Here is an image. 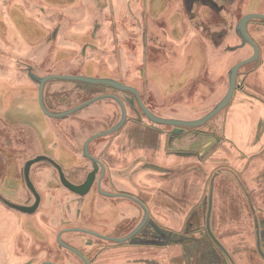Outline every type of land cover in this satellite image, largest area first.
<instances>
[{"label": "rangeland", "instance_id": "obj_1", "mask_svg": "<svg viewBox=\"0 0 264 264\" xmlns=\"http://www.w3.org/2000/svg\"><path fill=\"white\" fill-rule=\"evenodd\" d=\"M41 1L42 3H37L36 0H0V192L8 199L23 204L34 202V197L23 178V168L27 160L39 154H46L61 164L71 181L78 184L84 182L92 170L91 162L83 156L85 141L93 134L111 128L120 120L122 114L115 100L105 99L64 120L48 118L40 108L38 85L28 76L27 65L33 66L43 75L85 74L116 78L137 87L142 92L146 104L157 114L167 117L199 118L223 98L221 92L224 89L221 90L219 84L215 86L217 83L210 84L209 95L193 90V81L200 80L194 77L200 75L199 77L210 78L209 73L202 72L204 64L207 63L203 62L205 51H199L194 61L185 62L181 67L178 65L176 69H164L178 52L173 45L170 47L172 52L168 51L167 46L161 47L164 51L154 48L160 47L158 44H162V41H167L164 31L171 33L170 38H177L182 36L187 28L189 13L186 11V5L183 15L171 9L168 19L165 18L164 22L157 21L166 15V10L170 7L182 10L183 7L181 5L182 8H179L177 0H150L145 1V4L143 1L139 3L138 0L127 1L130 3L127 8L136 19L139 18L140 24H144L145 18L141 12L146 5L151 17L148 24L163 28L162 32L144 31V34L136 19L135 26H132L129 21L132 15L123 16V0H92L95 15L92 14L94 11L89 12V0ZM252 1L264 4L262 0ZM216 2L223 8L220 14L223 19L220 20L218 14L208 11L207 20L203 23H206L207 29L213 24H219L215 38L221 40L230 23L238 22L250 5L247 0H242L239 5H231L224 0ZM198 21L197 17L196 24ZM58 25L60 28L56 27ZM55 28H58L57 38L49 41ZM212 30H216V27ZM226 40V48L234 42L229 37L223 38L222 41ZM215 41L211 39L212 43ZM105 93L115 94L126 102L129 115L127 123L118 132L100 138L90 146L91 152L107 166L102 186L110 192L130 190L135 196L146 200L155 222L160 216L166 217L161 209L167 205L166 196L169 190L165 185H171L170 172L173 170L158 165L157 153L144 150L142 144H133L131 151L123 153V142L126 137H129V141L130 137H133V140L138 137L142 141L145 140L147 145L157 148L160 140H169L173 127L150 123L136 102L132 106L133 97L108 88L52 82L48 85L46 99L53 110L63 111ZM239 95L240 92L237 96ZM230 108L231 106L225 110ZM225 112H221L201 129L214 132L215 137L220 135L217 126L222 125ZM149 133L151 137H148ZM223 147L227 150L225 153H228V146ZM141 151L144 152L140 154ZM199 159L201 161V157ZM261 160L257 158L252 162L256 163L257 172L263 175L264 164L258 162ZM163 162L167 165L166 159L161 163ZM226 162L227 159L222 165H216L208 179L204 173L198 172L197 177L201 180L193 182V200L203 197V202L207 192H213L221 186L222 180L212 182L213 176L221 167L229 166ZM243 164L245 167L246 162ZM223 172L226 170L221 171ZM219 176L220 174L216 178ZM32 180L42 196V204L36 214L25 216L0 203V220H4L0 223V264H42L50 260L57 264H84L77 256L59 248L58 232L69 227L94 226L100 228L102 233L116 231L123 236L135 228L142 217V209L138 204L128 198H105L98 193L96 186L85 197L71 193L61 184L56 169L49 164L34 166ZM259 186L255 195L250 196L255 210L251 208L246 214V221L249 217L252 219L253 215L260 218L264 216L263 182ZM213 194L215 207L212 228L217 236L226 239L237 232L242 224L241 216L233 222L238 212L233 210L232 192ZM225 195L229 218H224L223 221L220 216V207H223L220 199H225ZM224 199L222 201H225ZM208 201L209 199L205 210ZM138 210V218L130 217L138 214ZM190 210L191 208H188L185 212L189 213ZM176 216L181 218L178 214ZM186 218L184 215V219ZM186 220L185 224L183 220L178 222L177 228H167V222L164 226L166 229L183 233L189 224ZM230 220L232 225H228ZM153 225L151 223L147 231L135 238V241L143 242L144 238L149 237ZM63 238L65 242L88 255L90 248L86 245L88 246L90 241L96 245L94 252L101 247L108 249L107 252L117 253L122 245L83 233H67ZM34 240L46 242V251L37 257L32 255L36 254V251H29V246ZM90 257L97 264L98 258L93 257V253H90ZM111 257L115 255L111 254ZM127 258L116 259L114 262L122 264L127 262Z\"/></svg>", "mask_w": 264, "mask_h": 264}, {"label": "water", "instance_id": "obj_2", "mask_svg": "<svg viewBox=\"0 0 264 264\" xmlns=\"http://www.w3.org/2000/svg\"><path fill=\"white\" fill-rule=\"evenodd\" d=\"M92 0H89L90 7L88 8L90 11H94V6L91 3ZM128 1V0H127ZM133 1V0H131ZM192 3L188 7L189 13L188 16V22L191 25V27H194L196 30H198L203 36L208 38L210 41L211 39L213 41L216 40V34H218L219 24H213L210 26V29H207L205 27L207 20L208 11L214 12L218 14V17L221 19L220 14L223 8H221L220 4L217 3L215 0H191ZM128 2L126 0L123 3V6H125L126 10L128 9ZM197 6V8H195ZM41 9V8H40ZM125 9L123 11V16H125ZM130 11V10H129ZM200 11L202 13H200ZM40 15L42 14V10L39 11ZM194 13V14H193ZM95 15V11L92 13ZM122 15V14H121ZM120 15V16H121ZM127 15H132V18L129 19V21L133 24L132 26H135V16L128 12ZM199 18V21L196 24V18ZM137 21V19H136ZM222 22V21H221ZM149 23V22H148ZM146 25L145 31L151 32V33H157L158 29H150L149 25ZM262 24L264 26V13L261 12H250L244 15L239 22L237 23H230V26L226 29L225 36L223 37H229L231 39H234L235 36L239 37L241 42L240 43H232L229 47L226 48V51L230 52L231 54L234 53L237 56V62L230 68L227 79L225 80V84L223 87V91L221 92L222 99L217 102L214 107L204 114L203 116L195 119H183V118H177V117H167L164 115L157 114L155 111H153L145 102L143 98L142 92L135 86L127 84L125 82H122L116 78L112 77H97L92 75H85V74H47L43 75L35 70V68L31 65H27L26 69L28 71V76L31 77V80L34 81L38 85V98H39V105L42 111L45 113V115L48 118L56 119V120H64L72 115H76L83 110H86L88 107H91L95 102L103 99H111L115 100L120 108H121V119L113 125L108 130H104L98 133L93 134L84 143L83 146V156L88 159L92 164V170L87 174L86 179L82 183H75L69 179V177L65 174V171L63 169V166L59 164L55 159L52 157L46 155V154H39L35 156L34 158H31L27 160V162L24 165L23 168V178L27 184L28 189L32 193L34 197L33 203L23 204L14 202L7 197H5L0 192V203L3 204L5 207H8L9 209L16 211L17 213H20L25 216H32L37 213L39 210L41 204H42V196L41 193L38 192L33 180H32V169L34 166L38 164H49L52 167L56 169V171L59 174V179L61 184L69 190L71 193L80 196L85 197L87 196L92 189L96 186L97 191L99 194H101L105 198H114V197H120V198H128L132 202L138 204L140 208L142 209V217L139 219L140 222L137 224L135 228H133L131 231H129L127 234L120 236L121 234H115V235H105L100 234L98 232L89 230L88 228L84 227H69L61 230L57 234V243L59 245L60 249H65L68 253L73 254L74 256H77L84 264H92L87 256L79 250V248L75 247L74 245H71L68 242H65L63 239V236L67 233H83V234H92L98 237H101L105 240H108L115 244H124L127 241L131 240V243L135 244H156L160 246H166V245H173V244H181L182 247L185 249L186 253H190L191 256V262L193 258L196 257V264H233L235 263V260L233 259V256L241 253L253 254L256 256V261H253L254 264H263L264 260V216L263 217H252V219H248L246 221V214H244L242 211L237 209L235 212H238V216L233 218V222L237 221L241 216V222L242 224L238 227L237 232L233 233L231 236H229L226 239H223L221 236H217L215 231L212 228V218H213V211H214V194L213 192H207L206 198L202 202V198L200 200L191 203V210L189 213H186L185 216L187 217V220L189 223H194L190 226L187 225L186 229L183 233H178L177 231L166 229L165 226H162L159 222L160 220L157 218L155 222L152 220V216L149 210V203H147L146 200L141 199L138 196H135L132 193L124 192V191H116V192H110L103 188L102 183L104 180V176L107 172V166L105 163L97 157L95 154L91 152V144L95 142L96 140L109 136L112 133L118 132L119 129H121L125 123H127L128 120V106L127 103L124 102L119 96L115 94H108V95H99L96 97L89 98L78 105L71 107L69 109L63 110V111H56L53 110L48 102H47V95L46 91L48 88L49 83L52 82H71L76 83L80 85L85 86H98V87H108L111 90H119L123 93L129 94L133 99L136 101L137 105L139 106L140 110L142 111L143 116L152 124L157 126H170L173 127V134L167 141L170 143L168 145V148L170 151H175L177 154H189L190 156L196 157L198 160L199 157H201V160L206 161H212L215 159L216 156H223L227 155L225 152L227 151L222 150L221 153H219L216 149V147L212 146L213 144L210 141L214 136L213 132H210L209 130H202V127L207 126V124L212 121L216 116H218L221 112H225L222 125L217 126L219 129H223L224 127V119L226 116V113L228 112L227 109L229 106H231L232 100L235 96V93L239 92L241 85L238 83V79L240 78V75L242 73V69L246 66L249 67L250 64H254L260 60L261 56V48L258 42L250 35V32L248 30L249 24ZM124 24V22H123ZM222 25V24H221ZM234 25H236V28H234ZM60 28V25L56 26ZM214 27H216V30H212ZM259 30H261V27H257ZM54 34L49 38V41L52 39L57 38L58 34V28H55ZM141 31L142 28L140 27ZM210 30V31H209ZM163 31V30H162ZM209 31V32H208ZM222 29L220 30L219 35H221ZM164 34L167 35V32L164 31ZM157 35V34H155ZM160 36V35H159ZM264 36V35H263ZM145 39V38H144ZM222 41V39H221ZM161 46H166V42L162 41V44H158ZM250 48V51L252 49V54L248 58H241L242 54L241 51H243L244 48ZM247 67V68H248ZM215 86H218L216 84ZM135 101L132 102V106L135 104ZM231 109V108H230ZM215 128V129H217ZM179 129V130H177ZM168 135V134H167ZM167 135L165 139L167 140ZM164 139V138H163ZM182 141H188L189 146H178L180 145ZM203 144L204 146L206 144H209L206 147V152L203 153V151L198 150L195 148L196 144ZM224 149V147H223ZM264 148L258 150L254 153H248L247 157L245 159L253 161L257 158L263 157ZM218 164H223V162H218ZM226 164L229 165L228 162ZM229 170L234 172L235 170L231 168L230 166H224L221 167L218 173H215L213 176V181H216V176L221 174V171L223 170ZM208 177V173L206 174V178ZM222 184V183H221ZM225 184V183H223ZM226 192L227 188L225 189ZM225 192V193H226ZM230 192V191H229ZM204 193V192H203ZM202 193V194H203ZM223 196V195H222ZM226 196L225 201H222L220 199L221 206L223 205L222 210L220 211V216L222 219L229 218L227 217V213L229 215V211H227V205H226ZM238 197L240 195L238 194ZM208 201L207 208L205 210V204ZM236 201L235 196H233V202ZM252 209L255 210L254 204L251 202ZM217 208V207H216ZM139 216V210L138 214L135 213V216H130L134 218H138ZM155 219V218H154ZM192 219V220H191ZM191 220V222H190ZM202 220V221H201ZM243 220H245L243 222ZM253 221V224L255 225L254 233L251 234L252 237L261 239L260 242H258L257 245H252L249 242L245 241L248 236H243L245 234L246 229L245 225ZM3 223L4 220H0V223ZM152 224L153 225V232L156 233V240H148V241H135V237L139 236V234L145 233L147 231V228ZM233 224V223H232ZM240 228V229H239ZM241 235V238L238 237V240H241L240 242L236 241L235 239L232 241L231 245H226L224 242L229 243L231 240H228L230 237H237ZM244 241V242H243ZM89 244V243H88ZM230 246V247H229ZM188 255V254H186ZM179 258H181V262H178ZM179 258H176L175 262L179 264H183L184 251L182 253V256ZM190 264V262H188ZM243 263L242 261L240 262ZM42 264H56L54 262L45 261ZM236 264V263H235Z\"/></svg>", "mask_w": 264, "mask_h": 264}, {"label": "crops", "instance_id": "obj_3", "mask_svg": "<svg viewBox=\"0 0 264 264\" xmlns=\"http://www.w3.org/2000/svg\"><path fill=\"white\" fill-rule=\"evenodd\" d=\"M36 1L37 3H42L41 0ZM124 1L125 0H123V3ZM142 1L144 2V4L145 1L150 2V0H138L139 3H141ZM177 1L179 3V8L183 7L182 10H178L176 7H170L166 10V15L162 18H158L157 21L164 22L166 19H168V17L170 16L169 11L171 9L181 12V15H183L182 12L185 11L184 0ZM224 1L231 5H239L242 0ZM262 1L264 2V0ZM247 3L250 5V8L246 13H264V4L262 2L247 0ZM125 8L126 7L123 6V11ZM128 10L129 9H125V15L128 13ZM133 10L135 9L133 8ZM149 14L150 12L145 5L144 11L141 12V15H143L145 18L144 24H140L139 18H137L139 26L142 28V34H144L145 27L151 18ZM258 26L261 27V30L257 28ZM149 27L150 29L155 30L157 28L160 32H162L163 30V28L158 27L156 24H150ZM248 30L250 32V35L260 45V60L256 62L257 64L254 63L255 65L249 66L242 71L239 78V84L241 85L239 90L240 95L237 96L239 92L235 93L231 109H229L226 113L222 132L219 137H214L216 139L215 141L211 142L213 144L212 146L216 147L215 150H217L219 153L224 150L223 146L227 145L229 150V152L226 153L227 155H223L221 157L216 156L212 161H200L196 157L190 156L187 153L177 154L175 153V151L170 152L168 148L169 143L167 141H163L164 139L159 141L160 143L157 148H155L153 145H147L145 140L142 141L138 137H136L135 140L132 139L133 137H130V141L129 137H126L125 141L123 142V153H128V151H131L133 148V144H142L144 145V150H152L157 153L158 162L161 163L163 160H167V165L164 162L161 164L157 162L158 165L166 166L169 169L173 170L172 172H170V177L172 180L171 185H165V188H168L169 190V194L166 196L168 198L167 205L161 209V212L165 213L166 217L160 216L159 218L161 222L160 224L162 226H164V223L167 222V224H165L166 226H168L167 228H177L178 222L182 220L185 224V220L187 219H184V215L187 213L185 212V210L191 208L190 202H196L199 200V197H196L193 200L194 192H192V190L194 189L193 186L195 185L193 182L201 180L199 177H197L198 172L204 173L205 175L208 173V175H210L216 168L215 166L218 165V162H224L225 159H227L229 166L235 171L232 172L226 170V172L221 173L220 176L216 178V182L222 180V184L220 187L218 186L213 192H226V188L228 192H232L233 196H235L236 198V201L233 202V210L236 211L237 209H239L244 214H248L252 208L250 203V196L253 197L255 195L256 190L260 188L259 185H261L262 182L264 184V174L262 175L259 171L257 172V167H255L256 163L253 164L251 159L247 162V160L245 159V157L248 156L246 154L254 153L264 148V26L262 24H257L256 26L252 23L249 24ZM169 33L170 32H167L168 39L166 41V46L169 48L168 51L172 52L170 47H172L173 45V47L176 48L175 51L178 52V55L175 56V58H173L171 62L164 67V69H176L178 65L181 67L185 64V62L188 63L191 60L194 61V58L196 57V55H198L199 51H205V60L203 62L207 63L206 65L204 64L202 72L204 71L209 73L210 78L207 79L205 77H199L200 75L194 77L200 80L199 82L193 81L192 85L195 84L193 90L195 89L199 92H205L209 95L211 83L219 84L222 90V85L224 86L226 82L225 80L227 79L230 68L238 60L236 54H231L230 52L226 51V44L228 40L223 42L216 39L215 43H212L198 30H196L194 27H191L189 22L187 23V28L183 32L182 36L180 35L177 38L175 36V38L171 36L170 38ZM233 40V44L241 42L240 38L237 36H235ZM159 46L160 47L154 48L161 49L162 46ZM241 54L242 59L248 58L252 54V49L250 51V48H244L243 51H241ZM203 79L207 81L203 82ZM150 130L152 131L151 128ZM150 135L151 134L149 133L148 137H151ZM177 145L180 147L189 146V144L186 142ZM208 145L209 144H206L204 146L203 144L199 143L195 145V148L205 153L206 147ZM142 152L144 151H141L140 154ZM260 159L262 160L258 162L260 164H264V152L263 157H260ZM244 162H246L245 167L243 164ZM224 181L225 184H223ZM238 194L240 195V197H238ZM176 214L180 215L181 218H178ZM232 223L233 222L230 220L228 222V225H232ZM193 224L194 223H191V225ZM254 226L255 225L253 224V221L248 222L245 225L246 232L245 234H243V236H248L245 241L249 242L252 245H257L261 239L251 236V234L254 233L255 230ZM110 233L117 234L118 232L112 231ZM238 237L241 238V235L237 237H230L229 239H227V241H231L229 243L224 242V244L231 245L232 241L234 239L237 241ZM238 241L240 242L241 240ZM182 246L183 245L181 244L166 246H144L142 243H132L130 247L123 248V252H121V249L118 250L117 253L109 252L101 259L105 264H120L114 261H116V259L122 260L126 257H128L126 260L127 262L122 264H179L176 263L175 260L176 258L182 256V253L184 251L185 258L183 259V264H189L188 262H190V264H196V257L193 258L191 262V254L186 253L185 249L183 248L184 246ZM111 254H114L115 257H111ZM123 255H125V257ZM233 259L235 260L236 264H241V261L243 262L242 264H254L253 261L257 260L255 255H246V253L235 255L233 256ZM178 262H181V258H179Z\"/></svg>", "mask_w": 264, "mask_h": 264}, {"label": "flooded vegetation", "instance_id": "obj_4", "mask_svg": "<svg viewBox=\"0 0 264 264\" xmlns=\"http://www.w3.org/2000/svg\"><path fill=\"white\" fill-rule=\"evenodd\" d=\"M191 3H192V1L191 0H184V5H186V11H187V13H191V12H189V9L190 8H188L190 5H191ZM223 12V10L221 11V13ZM200 13H202L201 11H200ZM250 13V12H249ZM247 13H245L244 15H246ZM243 15V16H244ZM242 16V17H243ZM241 17V18H242ZM240 18V19H241ZM137 22H138V20H137ZM239 22V21H238ZM237 22V23H238ZM135 23H136V21H135ZM139 23V22H138ZM230 26V25H229ZM222 27H220V29H221ZM234 28H236V25H234ZM223 35H222V40H223ZM243 69H245V68H243ZM238 83H239V79H238ZM101 87V86H100ZM102 88H108V87H102ZM108 89H110V88H108ZM117 92H122V91H119V90H116ZM123 93V92H122ZM108 94H110V93H105V94H99V95H108ZM99 95H96V96H99ZM96 96H94V97H96ZM235 97V96H234ZM234 99V98H233ZM103 100H105V99H103ZM100 101H102V100H99V101H97V102H95V104H97V103H99ZM135 101V100H134ZM136 102V101H135ZM219 102V101H218ZM232 103H233V100H232ZM228 111V110H227ZM209 112V111H208ZM224 117V116H223ZM121 119V118H120ZM126 124V123H125ZM125 126V125H124ZM177 130H179V129H177ZM210 131V130H209ZM210 132H212V131H210ZM220 132H222V130L220 129ZM214 133V132H213ZM216 133V132H215ZM218 134V133H217ZM216 134V135H217ZM218 136H220V135H218ZM216 139L213 137L210 141H215ZM125 190V191H124ZM123 191L124 192H132V191H130V190H126V189H123ZM263 210H264V208H262ZM254 217H256L255 215H253ZM252 216V217H253ZM190 224V226H191V223H189ZM188 224V225H189ZM85 228V227H84ZM89 230H92V231H95V232H98V233H100V234H105V235H108V234H110V233H102L103 231L100 229V228H98V227H94V226H90V227H87ZM92 228H95V229H92ZM150 236L149 237H146V238H144L145 239V241H148V240H156V239H153V238H156V233L155 232H153V230L152 231H150V234H149ZM90 236H92V237H94V238H97V239H99V240H105V239H103V238H101V237H98V236H95V235H92V234H90ZM122 236V235H121ZM139 236H140V234H139ZM138 237V236H137ZM137 237H135V238H137ZM134 238V239H135ZM142 238V237H141ZM143 239V240H144ZM44 240V239H43ZM43 240H40V241H33V243H31V245L29 246V251H31V250H34V251H36L37 253L36 254H32L33 255V257L35 256V257H37L38 255H40L42 252H45L46 251V242H43ZM142 240V239H141ZM131 240H129V241H127L126 242V245H121V246H119L120 247V249H121V252H123V247H130L131 246ZM139 244H141V243H139ZM144 246H155L156 244H143ZM94 246H96L95 244H93L91 241L89 242V245L87 246L86 245V247L87 248H90L89 249V255L88 254H86V253H84V252H82V253H84L86 256H87V258L89 259V261L91 262V261H93V263L92 264H95L94 263V261L95 260H93L91 257H90V253H93V257H96V258H98V260L96 261V263L97 264H105L103 261H102V257L104 256V255H106L107 253H109V252H107L108 251V249H106V248H99V249H97V251L96 252H94V250H95V247ZM80 250V249H79ZM102 255V256H101ZM101 256V257H100ZM52 262H54V263H56L55 261H53V260H51ZM57 264V263H56ZM233 264H235V263H233Z\"/></svg>", "mask_w": 264, "mask_h": 264}]
</instances>
